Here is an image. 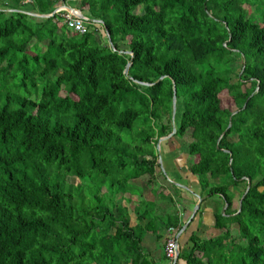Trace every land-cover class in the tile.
<instances>
[{"label": "trees", "instance_id": "16d2710c", "mask_svg": "<svg viewBox=\"0 0 264 264\" xmlns=\"http://www.w3.org/2000/svg\"><path fill=\"white\" fill-rule=\"evenodd\" d=\"M63 5L87 18L85 33L60 12L31 14ZM173 84L181 106L173 135L190 132V171L227 203L215 213L222 231L192 233L178 257L264 264V0L0 3V264H167L164 253L155 261L144 251L117 202H130L129 179L150 181L156 156L137 147L143 155L128 157L123 178L126 160L112 159L126 158L123 132L136 127L142 142L171 132ZM142 204L157 238L180 229L174 212L146 214L154 203Z\"/></svg>", "mask_w": 264, "mask_h": 264}, {"label": "crops", "instance_id": "0c3cea01", "mask_svg": "<svg viewBox=\"0 0 264 264\" xmlns=\"http://www.w3.org/2000/svg\"><path fill=\"white\" fill-rule=\"evenodd\" d=\"M196 159L197 156L190 155L188 152H167L161 161L156 158L154 174L150 181L148 175H142L135 179L141 186L137 192L129 194L130 202L128 203L124 198L120 200V203L128 208L130 226L143 233L141 244L152 260H162L167 233L164 229L161 231V237L157 238L153 229H157L158 224H148L150 227L147 229V219L139 216L147 208L145 204H142L143 200L154 203L150 212L146 214L160 215L174 212L179 217L182 227L188 221L198 196L202 197L195 216L179 236L180 252L189 246L188 239L192 233H196L201 238H210L217 236L222 231L216 227L215 213L219 209L222 210L223 198L219 194L209 196L206 190L199 185L197 177L190 171V165ZM189 161L191 162L189 163ZM209 200H211L210 203ZM145 227L147 230L144 229ZM176 264H187V262L178 257Z\"/></svg>", "mask_w": 264, "mask_h": 264}, {"label": "rangeland", "instance_id": "374dc122", "mask_svg": "<svg viewBox=\"0 0 264 264\" xmlns=\"http://www.w3.org/2000/svg\"><path fill=\"white\" fill-rule=\"evenodd\" d=\"M20 1V0H19ZM23 1V0H21ZM3 2H11V0H0V3ZM256 18V17H255ZM106 35H101V40L105 41ZM222 95L226 96V92H223ZM180 111H181V106L180 104L178 105L177 111H176V107H175V112L171 114V125L174 123L175 127L178 125L179 119H180ZM137 128L134 127L131 131L127 132H123V144L122 146L125 147V154H126V158L125 156L122 157V154H120V156H114L113 157V162L114 164H116V162L125 159V165L123 166V168L120 170L119 173V177L123 178L125 177L133 168L131 162H128V157H132L134 155H137L138 157H141L143 154L138 152L137 147H142L145 150H151L154 155L156 156L158 161H161V158L164 157L165 154H167V152H185L187 153V144L190 138V132L187 131L185 132L182 136L179 135H172L169 138H166L164 140L159 141V138L155 141L156 136L152 137L151 140L142 142L141 138L136 135L137 134ZM176 137H179L178 139ZM169 150V151H167ZM123 153V155H125ZM191 159V157H190ZM192 161V160H191ZM189 161V163L191 162ZM162 165V163L160 164V166ZM116 167H114L115 170ZM110 178L108 176H106V184L103 185V188H105L106 190H108V186L107 184L109 183ZM70 181L77 183L78 179L76 177H71ZM199 185L201 186V184L199 183ZM140 184L136 182V180L134 179H129L127 181V192L128 193H133V192H137L140 189ZM117 188V185L114 186V189ZM130 191V192H129ZM241 198V197H240ZM198 199V198H197ZM118 203H120V199L119 201H117ZM211 202V200H209V203ZM233 228H236V225H232Z\"/></svg>", "mask_w": 264, "mask_h": 264}, {"label": "water", "instance_id": "95a60500", "mask_svg": "<svg viewBox=\"0 0 264 264\" xmlns=\"http://www.w3.org/2000/svg\"><path fill=\"white\" fill-rule=\"evenodd\" d=\"M64 6H65L67 9L71 10V11H79V16L82 17V18H84L85 20H87V18L83 15V13H82L79 9H77V8H75V7L68 6V5H64ZM58 8H59V7L55 8V9H54L51 13H49V14H37V13H31V14H33V15H37V16H40V17H48V16H51L52 14H54V13L57 11ZM96 22H97V23H100V24H103L102 21H100V20H96ZM104 29H105V28H104ZM105 34H106V36L108 37V32H107L106 29H105ZM108 39H109V38H108ZM109 43H110V40H109ZM120 52H125V53L132 54L131 51H129V50H120ZM244 64H245V60L243 59V65H242V68L244 67ZM130 65H131V59L127 62L126 66H125L124 74L126 75V77H128V78L131 79L132 77L128 74V70H129ZM163 77H164V76H160L158 80L162 79ZM132 80H133L134 82H136V83H140V84H143V85H150V84H151V83H149V82L138 81V80H136V79H132ZM244 106H245V103L243 104L242 107H244ZM175 107H176V88H175V86H174V84H173L172 113L175 112ZM236 112H237V110L233 111V112L231 113V115L234 114V113H236ZM231 115L229 116V119H228V126H227L226 130H227V129L229 128V126L231 125ZM175 132H176V127H175V124L173 123V124H172V130H171V132H170L169 134L165 135V136L160 137V138H159V141L164 140V139H166V138H169V137L172 136ZM224 133H225V130L220 134L219 139L224 135ZM224 151L229 152V151L226 150V149H224ZM230 157H231V154H230ZM242 179H244V177H242ZM245 179H246V181H247V185H246L245 191L243 192V194H242V196H241V198H240V200H239L238 210H239L240 207H241V200H242V198L245 196V194L248 192V190H249V188H250V180H249L248 178H245ZM201 201H202V197L198 196V199H197L196 203H195L194 206H193V209H192V212H191L190 217L188 218V221L185 222V223L182 225L181 229H180L179 232H178V236H177V240H176V249H177V251H176V255H175L174 259H173V263H172V264H176V263H177L178 256H179V253H180V250H181V245H180V241H179V236H180L181 232H183V231L187 228L189 221L195 216L196 211L198 210ZM226 207H227V203H226V201H225V202H224V206L222 207V210H221L222 214H223V212H224V210H225Z\"/></svg>", "mask_w": 264, "mask_h": 264}, {"label": "built area", "instance_id": "2783aa9c", "mask_svg": "<svg viewBox=\"0 0 264 264\" xmlns=\"http://www.w3.org/2000/svg\"><path fill=\"white\" fill-rule=\"evenodd\" d=\"M56 12H60L63 17V21L66 23L67 27L77 33H85L87 27L84 23V18L79 16V11H71L67 9L64 5L60 6ZM166 237L164 241V254L167 258V264H172L173 259L176 255V240L178 236V229L170 226L166 229Z\"/></svg>", "mask_w": 264, "mask_h": 264}]
</instances>
